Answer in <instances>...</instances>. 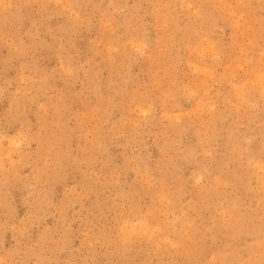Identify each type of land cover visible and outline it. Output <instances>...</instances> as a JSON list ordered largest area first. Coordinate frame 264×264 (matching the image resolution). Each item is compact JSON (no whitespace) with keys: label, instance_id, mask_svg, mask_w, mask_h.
Instances as JSON below:
<instances>
[{"label":"rangeland","instance_id":"374dc122","mask_svg":"<svg viewBox=\"0 0 264 264\" xmlns=\"http://www.w3.org/2000/svg\"><path fill=\"white\" fill-rule=\"evenodd\" d=\"M0 264H264V0H0Z\"/></svg>","mask_w":264,"mask_h":264},{"label":"bare ground","instance_id":"6f19581e","mask_svg":"<svg viewBox=\"0 0 264 264\" xmlns=\"http://www.w3.org/2000/svg\"><path fill=\"white\" fill-rule=\"evenodd\" d=\"M217 1V0H216ZM224 3V2H223ZM125 6V5H124ZM205 17V16H204ZM133 47V46H132ZM213 52V51H212ZM214 53V52H213ZM106 54V53H105ZM212 56V55H211ZM248 59V58H247ZM229 75V74H228ZM262 85V84H261ZM240 91V90H239ZM234 93V92H233ZM243 94V93H242ZM205 115V114H204ZM210 116V115H209ZM209 128V127H208ZM201 129V128H200ZM221 183V182H220Z\"/></svg>","mask_w":264,"mask_h":264}]
</instances>
